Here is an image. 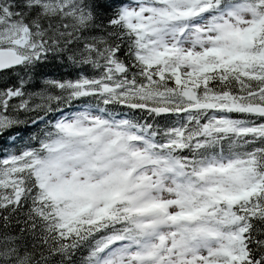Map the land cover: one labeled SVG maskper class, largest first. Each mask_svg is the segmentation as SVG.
<instances>
[{"label":"snow or ice","instance_id":"snow-or-ice-1","mask_svg":"<svg viewBox=\"0 0 264 264\" xmlns=\"http://www.w3.org/2000/svg\"><path fill=\"white\" fill-rule=\"evenodd\" d=\"M0 264H264V0H0Z\"/></svg>","mask_w":264,"mask_h":264}]
</instances>
